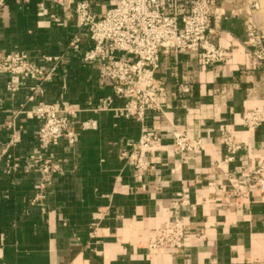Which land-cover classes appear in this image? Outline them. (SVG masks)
Wrapping results in <instances>:
<instances>
[{"label": "crops", "instance_id": "crops-1", "mask_svg": "<svg viewBox=\"0 0 264 264\" xmlns=\"http://www.w3.org/2000/svg\"><path fill=\"white\" fill-rule=\"evenodd\" d=\"M0 1V56L19 51L44 63V56L65 53L32 100L35 79L0 74V264H264V193L250 186L238 205L228 194L231 184L243 186L246 173L264 156V123L249 128L242 122L247 111L264 112V73L244 45L246 22L232 10L236 0L220 1L224 14L211 35L227 52L223 63L204 67L194 53H179L177 66L190 86L188 94L178 91L172 55L157 70L163 113L147 111L145 125L163 137L159 147L144 153L156 166L145 175L118 158L124 143L138 138L140 123L98 110L110 88L100 84L95 64L66 52L76 33L83 46L88 44L73 11L80 0ZM115 2L89 0L90 11L101 16ZM8 82L17 86L14 92L6 90ZM38 100L73 109L75 116L69 120L74 140L63 137L47 151L60 169L36 199L39 172L28 156L37 147L41 120L29 112ZM7 121L17 129L13 146H7ZM173 129L201 139L204 148L190 152L185 162L178 160ZM222 129L237 144L228 162L223 161ZM216 159L229 177L213 169ZM181 196L191 205L175 213L174 201ZM176 215L186 225L183 247H150L149 240Z\"/></svg>", "mask_w": 264, "mask_h": 264}, {"label": "built area", "instance_id": "built-area-1", "mask_svg": "<svg viewBox=\"0 0 264 264\" xmlns=\"http://www.w3.org/2000/svg\"><path fill=\"white\" fill-rule=\"evenodd\" d=\"M220 1L116 0L101 16L90 11L89 0L74 4L77 27L85 30L88 44L83 46L80 34L76 33L66 45V52L79 53L84 62L95 64L100 84L110 88L111 92L99 99L98 110H112L118 116L133 118L140 123L138 138L126 141L118 153V158L131 165L137 175L155 172L156 166L145 158L144 153L159 147L162 142V131L145 125L147 111L163 113L158 96L160 86L155 82L161 64L167 63V57L172 55V76L178 91L188 94L190 86L181 80L177 66L179 53H194L197 64L204 67L219 65L228 57L227 52L211 40L215 23L224 14ZM230 1L233 4L234 0ZM57 2L63 4V0ZM258 8V0H236L232 10L245 19L244 45L256 68L264 73V31L257 25L254 15ZM64 58L65 53L44 56V63H37L24 52H7L0 56V74L35 79L37 83L30 87L28 96L32 100L33 93L41 92V83L51 80ZM16 89L13 83L6 84V90L14 92ZM29 114L41 120L35 132L37 147L28 156L39 172L38 199L43 196L41 191L53 174L60 169L48 149L56 146L63 137L69 142L74 140L69 120L75 116V110L38 100ZM242 122L246 127L256 128L264 123V112L247 111ZM6 125L10 129L7 146H13L18 138L17 129L13 121H7ZM170 136L173 152L180 161L185 162L190 152L204 148L201 139L193 138L185 131L173 129ZM219 138L225 147L223 161L234 160L237 144L233 135L222 129ZM214 162L213 169L221 170L228 177L231 175L222 168L220 160ZM16 165L12 164L13 167ZM156 178L160 180L159 175ZM243 183L242 187L231 184L228 194L234 205L245 201L250 186L264 193V156L246 173ZM183 205H191L186 196L174 201V212L177 213ZM186 236V225L176 215L172 222L158 230L148 245L181 249Z\"/></svg>", "mask_w": 264, "mask_h": 264}, {"label": "rangeland", "instance_id": "rangeland-1", "mask_svg": "<svg viewBox=\"0 0 264 264\" xmlns=\"http://www.w3.org/2000/svg\"><path fill=\"white\" fill-rule=\"evenodd\" d=\"M259 8L254 12L257 25L264 31V0H258Z\"/></svg>", "mask_w": 264, "mask_h": 264}]
</instances>
